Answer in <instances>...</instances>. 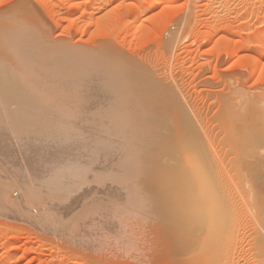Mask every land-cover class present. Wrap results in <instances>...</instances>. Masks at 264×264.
Returning <instances> with one entry per match:
<instances>
[{"label":"bare ground","instance_id":"6f19581e","mask_svg":"<svg viewBox=\"0 0 264 264\" xmlns=\"http://www.w3.org/2000/svg\"><path fill=\"white\" fill-rule=\"evenodd\" d=\"M43 18L44 17L38 11L32 13L29 10V8L21 7V6L18 7L15 4H12V6L7 8L5 11L0 12V204L9 203L8 205L19 207L20 209H24L28 205H31L33 203H34L33 206L37 204L36 209L37 206H39V204L40 206H43L42 204L45 203L46 205L49 204L47 205L48 209L46 206H43L45 207V209L39 206L41 209L40 210L38 209L37 211L35 210L36 213H33L34 211H29L28 213L35 218V221H38L41 224L44 223L46 226L48 225V228L50 226H53L54 228L51 227V231L52 229L54 230L56 228L58 231H60V233L62 232L63 228L65 229V225L67 226L66 223L68 221L71 220L73 224H75V221H77V218L80 215H83V218H85L86 216L88 217V215L91 214H86V213L87 212L89 213L90 211L92 212L93 209H94L93 213L95 210L97 212L98 209H101L98 210L100 211L98 212V214L97 213L93 214V215H100L99 216L100 218H98L100 222L98 221L96 223L97 227L102 225V222L104 218H106L107 214H108L107 218L110 217L109 214H112L111 211L109 213L108 210H112V212H114L116 211V209H118L119 211L121 210L120 211L121 214L124 213L129 217L131 216L132 218H136L138 222H141L142 224L146 225L144 226V230L145 227L146 228L149 227L150 230L151 228L155 230V232L157 233L156 238L158 240V243L156 244H159L158 245L159 249L157 250L158 253L161 252V254L159 255L160 256L162 255L163 260H165L164 257L166 254L169 256L167 259L172 262L174 261L173 262L174 264L175 263L176 264L178 263L179 264H211L212 261L215 260L217 257H219L220 259V255L218 252L219 250L225 249L223 247L224 246L223 244L226 242L223 240V242L220 243V239H222L224 236V233L221 230L222 229L224 230L227 226L229 227V224L231 223V222L230 223L227 222L228 225L225 226L224 225L225 223L223 222L225 220L223 219L228 218L229 212L233 210L232 208L233 203L230 204L232 206L231 207L232 209L231 208L230 210L227 209L230 207L229 203L233 201H231L230 198L225 201L227 197L223 200L221 199V196H219L222 194V193L220 194V192L223 191L220 187L224 185L223 183L225 181L229 182L231 179L222 182V186L220 185L219 187L221 190L215 186L216 183H218L216 179L218 178V176L221 178L223 173L224 174L227 173L226 175L228 177V172L232 170L230 172L237 171L236 174L238 173L239 175V176L237 175L236 177V174L232 173L235 179H238V177L240 178L243 177L242 180L246 181L250 175H253L255 180H258V182L259 179L260 182L263 180L262 177H264V131H262L261 133L260 131L261 129L263 130L264 128V116H263L264 114L262 115V113H264L263 110L264 107L262 108L257 107V108H261L259 109L262 111L261 112V111H257L258 109L255 108V106L259 103L260 105L261 104L263 105L264 90L258 91L256 93L257 98H254L255 93H250L249 90L247 92V89H245L247 94L250 93L251 95L254 96L251 98H253L252 100H255L257 103L255 105V101L252 102L253 106L250 104L249 105L250 108H248L249 106L248 107L246 106L249 110L253 111V115H254V108L257 109L256 117L254 116L249 117L244 115L246 117L242 116V118L235 121L232 118L236 117L237 114L235 112L237 111L234 110L235 112L233 111L234 113H232L234 115L236 114L235 116L229 115L231 114V109H232L230 104H232L233 106L232 102L235 101H232L233 99H231L230 101L228 96L227 98L224 96L221 98V100L219 99L220 105L223 104L222 106L223 108L224 106L227 107L226 104L228 102L224 103L222 100L224 101L229 100L230 102L228 104L230 110L228 111H226L228 107L224 108L225 109L224 110L220 105H218V107L220 106L221 108L220 109L217 108V110L222 109V111L223 110L226 111L229 116H227V113L225 115L224 114L225 112H223V115L225 116L219 115L222 114V112L220 113L215 112L214 114L215 116L217 115L216 113H218L217 116H219V119L222 117L220 119L221 122L222 120L223 121L225 120L224 121L225 123L224 122L221 123L220 121H218L219 119H217L216 117L214 118V120H217V122H219L217 123V125L218 124L220 125V126L218 125L219 129L221 131L223 130V132L225 129H226L225 131H227L228 126H232L234 124L232 122L231 124L229 123L231 119L232 121L236 122V124H234L233 127L236 129V126H238L237 127L238 130L234 129L235 132L233 130V127H229L228 130L229 134L224 133V136L226 135V138L229 135H231L230 137L227 138V141L226 139H224L227 145L228 143L230 145V146L228 145L229 146L228 149L226 148L224 152L225 154L228 152V154H226L228 156L231 155L230 153L235 155H233L232 157L233 163H231L232 164L231 168L232 167L233 168L231 169L229 166L230 170L227 169L228 172L225 169L227 166H225L223 163L225 162V160L222 161L220 159L223 156L221 155L222 157L220 156V158H218L222 162L221 164L220 161L218 160V162L222 166L220 169H222L224 166L225 168L223 169H225L224 171H226V173L223 172L221 175L217 173L219 171V165L218 168L217 166L212 167L211 164L209 165V163H211L214 160V159L212 160L211 157L212 161L210 160L211 162H209L210 159L209 155L212 154L210 152V149L212 148L210 149L208 148L211 145V144L208 145V137H209L208 132L211 126H209L210 128L206 126L208 130L205 129L206 127L205 128L203 127V125L205 124L203 123L204 121L202 122L203 124L197 123L198 124L197 125L196 122L197 119H199V117L196 119L194 116L195 119H193V117L191 118L190 116L191 114H193L194 110L191 111L192 113L190 115H188L189 110L187 111L184 109L185 107L186 109L192 110L191 109L192 107L187 108L186 107L187 104H184L181 98H174L175 96L174 97L171 96V94L173 95V93L168 92L170 91V88H172V91L174 89V92L176 91V94L178 95L177 91L179 89L177 87V89L175 90L174 87V84L176 85L177 83L176 82L177 77L175 75H174L175 77L172 76V79L174 78L175 80L174 83L171 82L173 80H171L169 76H168L169 79L167 78L166 81L164 79L166 78L165 75L160 76L161 71H158V69H154L153 65L152 67L149 66L150 64V63L148 64V62L150 61L149 59H147L148 60L147 61L145 58L146 61H144V63L138 61L141 63V65L143 64L144 66L146 65V67H144L145 69H143V67L139 65L140 63L139 64L137 63L138 65L135 63L136 64L135 65L134 62L132 61L133 59L131 60L128 57H125V55L126 56L129 55L124 54L123 52L121 54L119 53L120 55H117L116 59L112 56L113 57L112 59L113 60L115 59L114 60L115 62L114 63L109 62L110 63L109 65L107 64H108V60H110L111 57L107 58L104 52H103L104 53L103 56L101 53H98L99 55L101 54L99 58L94 54L91 57L92 58L91 59L90 56L88 55L89 53H86L87 50L86 52L84 51L88 47L84 48V50L82 49L79 50V48L76 46L77 44L74 45L73 43L74 45L73 47L75 46L76 47L75 49H72L73 48L71 47L72 43H68L71 44L70 46L68 44L67 46H65V44L69 42L67 39H66L67 42H65L64 44L61 43L62 42L61 40L57 41L58 39L57 40L53 39L51 34L52 30L50 31L51 22L48 24L47 20ZM213 31L216 32L215 29H213ZM175 38L176 36L175 37L172 36L170 38V41H168V43L165 46L167 47V49L165 50L168 51V48L169 50L171 49L167 45L172 46L173 45L172 43L176 42L177 38L176 39ZM173 40L175 41L172 42ZM68 46L71 48H69ZM79 46L80 48H82L81 45ZM97 49L93 48L94 51H96ZM99 51H101V49H99ZM101 57H103V59L107 61V64H105L106 62L105 60L102 61L103 59ZM97 58L98 60L101 59L102 62L101 61L98 62ZM88 59L90 61H88ZM121 60H123V62ZM96 61L99 64L100 63L102 64L104 62L103 65L100 64L101 67H103L101 68V70L99 68L100 65L98 66ZM145 62L147 64H145ZM147 65L149 66V69ZM150 68H153L154 70L153 69L151 70ZM148 70L154 72L156 71L155 73H157L158 71L159 74L157 75L158 77L160 76L159 79L161 78L162 80L164 79L165 81L163 82L161 79L159 80L154 72H152V74L154 73L155 75L152 76L151 73L146 72ZM98 71L99 72L101 71L100 74ZM147 73L151 75L148 76ZM154 77L157 78L155 79ZM168 80H170L171 84L173 83L172 84L173 87L171 86L169 88V86L171 85L170 83L169 86H167L168 85L167 83L166 86L162 87L161 83L164 84L165 82H169ZM181 87L182 86H180V88ZM235 87L236 88L233 89L236 92L237 88L241 86L239 87L235 86ZM166 88H168L169 90H167ZM182 90L183 88L181 89L180 94L183 93ZM239 92H241V90ZM239 92L238 95L240 96H238V98L239 97L241 98L242 93L239 94ZM242 92L244 93V91ZM74 93L75 94L78 93L84 96L81 98V100L82 101L84 100L83 102H85L84 105H82L83 104L82 102H78V104L80 105V103H82L79 107H82L84 109L88 107L84 110L83 115L85 116L87 115V117H91V118L88 119L84 117L81 113L83 112L81 111L83 109L78 110L80 109L78 106H77L78 109L74 108L77 105L76 101H75L76 105H73L74 99L71 102L68 101H67L68 103L66 102V99L64 97L70 95L71 98V94H72L73 95L72 98H74ZM232 93L234 94L233 96L232 94L231 95L229 94L232 98L234 96L237 97V92L236 95L234 92ZM243 96L247 98L248 95L247 96L243 95ZM186 97H188L187 94ZM55 98L58 99V101L55 100ZM63 98L65 100H63ZM70 98L67 97L69 101ZM243 98L244 97H242L241 99H237L238 101L236 100V98L234 100H236V102L238 103L241 100V104H242V102L248 100V99L244 100ZM182 99L184 98L182 97ZM186 99L187 98H185V100ZM188 99L187 101H189ZM236 102L235 105L237 104ZM70 103L72 106L70 105ZM185 103L188 102L185 101ZM245 103H247V101ZM245 103L243 104L246 105ZM241 104L240 106L237 104L238 106L236 107L237 109L238 108L243 109V111H241L242 114L243 113L246 114L245 113L246 111L250 112L246 107L245 110L243 104L241 107ZM65 105L71 106L70 109L69 108L67 109ZM191 105L192 104H190L189 106ZM63 106H65V108ZM100 107L102 108L106 107V108L98 109ZM74 109H75L74 111L75 115L77 111H80V114L83 116L79 118L78 115L80 116V114H78L79 112L77 113V120H80V124H78V122H75L76 119L75 116L73 115H72L73 117L70 116V119L72 120L71 123H66L65 120L60 122L63 119L59 112H62L64 110L66 111L68 110L67 112H70V110H74ZM90 109L91 112H93L92 116H90L92 114L90 112ZM66 111H64L65 115L68 116L69 114H66ZM257 113H259L261 116H259V114L257 116ZM212 114H210L211 117L213 116ZM193 115H195V113ZM226 116H227L226 119H228V117L230 118L228 119L229 121L228 120L226 121V119H224ZM70 119L67 121L69 122ZM83 119L85 120L87 119L86 120L87 122L84 121ZM81 120L83 123L86 122V124L85 123L82 124ZM101 120L103 122H101ZM194 120H196V122ZM93 121H97L96 123L94 122L95 125H92L94 124ZM210 123L206 125H210ZM220 123L222 124V126L226 124V126H223L225 128H222ZM228 123L230 125H228ZM213 125L214 122L212 124V127ZM255 125H258L257 128ZM254 126L255 129H257V131L259 130L258 131L259 133L253 130ZM218 127H213V129L216 128L218 130ZM251 127L252 130L251 132H249V129ZM213 129L211 128V130ZM216 129L215 131L217 132ZM220 130L218 132L222 133ZM232 132L233 135L231 134ZM235 133L239 134L240 138H237L239 137V135L237 136V134L235 135ZM224 136L222 133L223 138H225ZM222 137L220 139V142H218V144L224 142V140H222L223 139ZM236 138L240 140L236 142L237 141ZM231 139L235 142H233ZM230 141H232L233 143ZM226 143L221 144V146L223 147V145H225ZM218 146L221 147L220 145ZM225 147L227 146L225 145ZM215 149H217L216 145H215ZM215 149L212 151L214 156L217 155L216 154L217 151L218 153L220 152L222 153L221 148H220V152L219 150H217L216 153H215ZM227 150H229L230 152ZM208 152H210L211 154L208 155ZM234 159L238 161L237 164L235 165H233L235 161ZM228 161L229 163L227 164H230L231 159H228ZM215 163H216V159H215ZM23 164H24L23 166L24 170L23 168L20 170L21 165ZM18 165L20 166V168ZM240 174L242 175V177ZM248 174L249 176H247ZM222 177L224 178L225 176L223 175ZM251 177L252 176H250L249 178L250 184L252 183L251 189L253 187L255 189L254 186L255 182L254 183L251 182ZM220 178H218V180ZM223 178H221V181ZM245 178L247 179L245 180ZM239 180L240 179H238V181ZM233 182L235 183V181ZM247 182L248 180L246 181V184L245 183L244 184L248 185ZM262 182L263 183L261 184L263 186L264 181ZM230 183H227V185ZM236 183L234 186H236ZM238 183L237 185L242 184L241 182L240 184ZM234 186H231V188ZM224 187H223L224 190H226V186ZM260 187L258 189L259 192L258 197L260 195L259 199L260 198L262 199L264 197L262 196V194H260L261 193L260 190L262 191V193L264 192L263 189ZM216 188H218L220 192ZM240 188H238L239 190L238 189L236 190L240 191ZM243 188L244 187H242V191H243L242 194L251 195L248 192V190L250 189H247L246 192L245 191L246 188L245 189ZM13 189H17L15 191L19 190V192H21V196L20 199H18L17 201L10 202L6 199V197L8 196V195L6 196V193ZM214 189H216L217 191L216 190L214 191ZM256 189L254 190L255 193H257ZM210 190L213 191V193L210 192ZM72 191H74V193L76 192V195H73ZM232 191L231 194H233L234 196V193L237 192L234 190L235 192L232 193ZM208 192H210L212 196L213 195L217 196L218 194L216 193L219 192V195L217 197L218 198L220 197L219 198L220 202L222 200L221 203L219 202L221 204L220 207L218 205L219 203L216 202L217 200L219 201V199L218 198L215 199L216 198L215 196H213V199H211L212 196L208 195ZM240 193H238V195L244 198V195L241 196ZM225 194H222V197ZM238 195L234 197H236L237 199L239 197ZM245 197H247V195ZM8 198L11 199L12 197L10 198L8 196ZM208 199L210 200L215 199L216 201L214 200L212 202L209 200L210 201L209 202ZM248 200L250 204H247ZM253 200L251 202L249 197V199L246 200V203L245 200L244 202L243 201L242 202L245 203L246 204L245 207L248 208L247 205L252 207L253 204L251 205V203H253ZM260 200L257 201L259 202ZM228 201L231 202L227 203ZM240 201L238 202L240 203ZM262 201L264 202V199H262L259 202V204ZM208 202L210 203L209 206H208ZM214 202L216 203V205H214ZM55 203H57L58 206L63 205L65 208L62 206L61 208L64 211L68 209V212L65 211L66 213H68L67 218L64 217V219H62L63 217L62 218L60 217L64 212L62 211L63 213L59 215L56 209L58 206ZM223 203L224 205H226L225 209H227L228 213L226 210L225 211L223 210L224 209L223 207H225L222 206ZM239 203L238 206L240 205ZM66 204L71 206L70 208L71 210L72 208L75 209L78 208L77 206H79L80 209L79 208L77 209L79 212H76V210L75 212H73V210L72 211L70 210L69 212L68 207L70 206ZM236 204H237L236 202L235 204H233L234 207ZM255 204H257V202ZM263 204L264 203H262V206ZM113 205H115L116 209L112 207ZM49 206L51 207L49 208ZM262 206L260 207L262 208V210H264L263 208L264 206L263 207ZM210 207H213V210ZM215 207L217 208L222 207L221 208L222 210L218 209V211L220 210L221 211V212L219 211L220 213H222L223 211V216H225L224 218L222 214L220 216L221 219L217 217L219 212L218 213H216L217 211L215 212V210H217V208L215 209ZM239 207L238 209H242ZM105 208H107V210H105ZM235 209L236 208H234V210ZM118 210L117 212H119ZM237 210L236 213L239 212V210L238 211ZM242 210L245 213L246 209L245 210L242 209ZM253 210H254V214L252 212ZM252 211L250 209L249 212L246 211L245 214L248 215L246 217L249 218L252 217L253 218L252 220H255V222L253 221L254 222L253 223L251 219L250 221L253 224H255V226L258 224L259 227H261L262 226V225L260 226L261 219H260V223H257L256 221L257 219L253 217L254 215H256L255 214L256 211L255 209H252ZM212 212L215 213V217L217 219L219 218L217 221L219 220H220L219 222L222 221L223 223L222 225L224 227H222V225L220 226L219 225L220 223L217 224V221H216V226L218 225L219 227L218 226L215 227L214 221H210L214 223L209 222V220H214ZM225 212L228 214V216L226 215ZM233 212L234 211H232L231 213ZM250 212L252 213L251 214L252 216L248 214ZM231 213L230 215L234 214ZM78 214L80 215L78 216ZM261 214L263 215V212ZM93 215L91 217H95ZM233 216L236 217L237 219V215L236 216L233 215ZM233 216L232 219L234 220L235 218H233ZM238 218L239 220L241 219L240 217ZM249 218H247V220ZM232 219L230 218L229 220L231 221ZM233 220H232V224H233ZM262 220L264 219L262 218ZM208 222L209 224H212V226L209 225L210 227H212L210 229H212L213 231L217 229L216 233L219 232L223 233V234L221 233V235H223L222 238H220V236L217 234L216 236L215 235L213 236L215 237L218 236L217 238H220L219 240H216L215 237L210 239V236L212 234H215V232H213L212 230L210 232V229L208 228ZM236 223L237 222H235V224ZM239 223L240 222H238V225ZM236 227L237 226H233L234 229ZM111 228H113V226ZM132 228L134 227H131V230ZM68 229L70 228H67L66 230ZM232 229L228 231L233 232L234 229L233 230ZM257 229L259 228L257 227L253 229L255 230L256 233L252 231V233L250 234L252 235H254L253 233L257 234L258 233ZM236 230L237 228L234 231ZM263 230L264 229H262L261 231ZM261 231L259 230V232ZM143 233L145 232L143 231ZM261 233L264 234V232ZM209 234L210 236H208ZM225 234H227V229L225 230ZM263 234L262 237H264ZM152 235L150 237L153 238ZM232 235L235 236V234ZM226 236L228 237V235H225L224 237ZM260 236L257 235L256 238L254 237V239H256L255 241L257 240L259 241ZM251 239H253V237ZM227 240L230 241V239ZM260 240H262V238ZM235 241H237V238ZM233 242L231 243L229 242L228 244H232ZM260 242H262V246H263L262 249H264L263 240L259 241L258 243ZM253 244L255 245V242ZM77 246L79 247V245ZM262 246H260L259 244L258 247H262ZM110 248L108 250H110ZM156 248L157 247H155V249ZM161 248L163 250L159 251ZM230 248L233 249L235 247H233L232 245V247L230 246ZM227 249L228 247L226 245V250ZM157 250L155 251V253L157 252ZM229 250L232 251L231 249ZM125 253L127 254V251ZM222 253H223L222 255L225 254V252L223 251ZM230 254L231 252L227 255V257L226 256L225 257L229 259L228 256ZM159 255L157 254V256ZM231 255H230V259H231ZM262 256H264V254L261 255V258H263ZM149 257H151V255ZM153 257L154 256H152V259ZM224 258H222V262L223 260H225ZM155 259L159 260L160 257ZM160 260L161 262L163 261L162 259ZM143 262L144 261H142V263ZM227 263L229 262L227 261L225 264Z\"/></svg>","mask_w":264,"mask_h":264},{"label":"rangeland","instance_id":"374dc122","mask_svg":"<svg viewBox=\"0 0 264 264\" xmlns=\"http://www.w3.org/2000/svg\"><path fill=\"white\" fill-rule=\"evenodd\" d=\"M12 4H15L18 7L21 6V7L29 8V10L32 13H35L36 11H38L44 17L43 19L47 20L48 24L51 22L50 23L51 24L50 31L52 30L51 34H52L53 39H56V40L58 39L57 41L61 40L62 41L61 43H63V44L65 42H67V40H68L69 42H67L65 44V46H67L68 43H72V45L68 44L69 46L71 45V47H73L74 45L77 44L76 46L79 48V50H81V49L84 50V48L88 47L84 51L86 52V50H87L86 53H89L88 55L90 56V58L94 54H95V56H98V58H99L101 54L103 56L105 53V56L107 58L111 57L110 60H108V64H107V61L105 59H103V57H101V58L103 59L102 61H104V60L106 61L105 64L109 65L110 63H114L115 62L114 60L117 58V55H120L123 52L124 54H128L131 58L129 56H126V55H125V57H128L131 60L133 59L132 61L134 62V64L135 63L139 64L140 62L144 63V61L149 59L151 61V62L150 61L148 62V64L150 63L149 66L152 67V65H153L154 69H158V71H161V73H163V74L160 73V76L165 75L166 76V78H164L165 80L169 76V78L171 80H173L171 82L174 83L175 80H174V78L172 79V76L173 77L176 76L177 77L176 78L177 83H176V85L174 84V87H175V90L178 87V89H179L177 91L178 95L176 94V91L174 92V89L172 91V88H170L171 86L173 87V85H172L173 83L171 84L170 80H168L169 82H165L166 84L161 83L162 87L166 86L167 83H168L167 86H169L171 84L169 86L170 91H168V92L173 93V95L171 94V96H173V97L175 96L174 98H181L182 102H184V104H187L186 105L187 108L192 107L191 108L192 110L186 109L185 107H184V109L187 111L189 110L188 115H190L192 113L191 111L194 110L193 114L195 113V115L191 114L190 115L191 118L193 117V119H195V118L197 119L199 117V119H202V120L197 119V122H196V120H194V121L196 122V124L197 123L200 124L204 121L203 122V123H205L203 125L204 128L206 126L207 127L211 126L212 129H213V127H218L219 124L217 125V123H219V122H217V120H214V118L216 117L217 119H219V116H217L218 113H216L217 115L214 116L215 112H219V113L222 112V114H219L220 116H222L223 112H225L224 114L226 115V113H227L226 111L230 110V107L228 105L230 103L229 100L228 101L222 100L224 103L228 102L226 104V106L228 107V109H226V111H224L225 110L224 108H227V107L224 106V108H223L222 107L223 104L220 105L219 99L221 100L222 97L225 96L227 98V96H228L230 101H231V99H233L232 101H235V102L237 99H241L242 97H244L243 98L244 100L248 99V100H245L244 102H242V104H243L247 101V103H245L246 105L243 104L244 105L243 107L245 108L246 106L248 107L250 104L252 105L253 104L252 102L255 101V100H252L253 98H251V97L255 96L254 98H257L256 93L258 91L264 90V0H0V12L5 11L7 8L12 6ZM152 4H154V5H152ZM87 22H88V24H87ZM180 25H181V27H180ZM184 25H185V27H184ZM213 29H215L216 32H214ZM171 35L173 37L176 36L177 39L175 38L176 42L172 43L173 44L172 46L167 45L168 47L171 48L170 50L168 48V51H167V50H165V49H167V47H165V46L168 43V41H170V38L172 37ZM174 41L175 40H173L172 42H174ZM73 43H74V45H73ZM79 45H81L82 48H80ZM94 45L97 47H95ZM101 45H103V46H101ZM71 47H69V48H71ZM75 47H73L72 49H75ZM65 48H67V47H65ZM93 48H96V49L98 48V49L96 51H94L95 49L93 50ZM99 49H101L102 52L99 51ZM116 52H118V53H116ZM91 53H93V54H91ZM98 53H101V54L99 55ZM112 56L115 58L114 60L112 59L113 58ZM132 56L135 57L136 59L133 58ZM98 58H97V60H98ZM145 58H146V60H145ZM123 60H121V61L123 62ZM135 60H136V62H135ZM141 60H143V61H141ZM88 61H90V60L88 59ZM100 61H101V59L98 60V62H100ZM138 61H140V62H138ZM98 62H97V64L99 66L101 63L99 64ZM259 63H260V66H259ZM103 64H104V62L101 65H103ZM145 64H147V63L145 62ZM101 65L99 67L100 70H101V68H103V67H101ZM139 65H141V63ZM141 66L143 67V69H145L144 67H146V65L144 66V64ZM149 66L147 65L148 69H149ZM155 66H157V67H155ZM153 68H150V69L152 70ZM257 68L260 71H258ZM151 70H148L146 72H149L152 74V72H154V71H151ZM158 71H157V73H155L156 71L154 72L157 77H158L157 74H159ZM100 72H99V74H100ZM154 73L152 74V76L155 75ZM151 74H148V76ZM157 77H154V78L156 79ZM159 77H158V79H159ZM164 79L163 80L161 79V80L164 82L165 81ZM234 83H235V85H234ZM240 84H242V85H240ZM179 85L182 87L180 88ZM235 86H237V87L241 86V87L237 88V90H239V91L241 90V92L236 90L237 97L234 96L232 98L230 96L231 94H232V96L234 95L232 92H234L236 95V92L234 91V89L236 88ZM182 88L184 91L182 90L183 93L180 94ZM164 89H165V87H164ZM166 89L169 90L168 88H166ZM245 89H247V92L249 90L250 93H255V95L253 96L250 93L247 94ZM242 91H244V93ZM238 92H239V94L242 93L241 98L240 97L238 98V96H240V95H238ZM186 94L188 97H186ZM188 94H190V95H188ZM179 95H180V97H179ZM243 95H246V96L248 95V96H247V98H245V96H243ZM169 96H168V98H169ZM67 97L70 98V95H67ZM67 97H64L66 99V102L67 101L71 102L73 99H74L73 105H76V102H77V105L75 107L73 106L75 109H78L77 106L79 107L82 103H83L82 105H84V103H85V102H83L84 100L83 101L81 100V98L84 97L81 94H78V93L75 94L74 93V98H72L73 95L71 94L70 101H69V99H67ZM182 97L184 99H182ZM64 98H63V100H65ZM185 98H187V99L190 98V99H188L190 102L187 101V99L185 100ZM235 98H236V100H234ZM55 100L58 101V99H56V98H55ZM173 100H176V99H173ZM185 101L188 102L189 104L185 103ZM78 102H82V103H80V105H79ZM235 102H232L233 106H232V104H230V106L232 107L233 110L231 109V114H229V115H233V116H235L237 114L236 117L232 116L233 117L232 119L235 121L239 120L244 115L249 116V117L250 116L256 117V110L258 109L257 111H261L259 109L264 107V103H263V105L262 104L260 105V103L257 104L255 101V105L257 104L255 106V108H257V107H261V108H257V109L254 108V115H253V111L248 109V108H250V106H249L248 108L247 107L246 108L250 112L246 111L245 112L246 114H244V113L242 114L241 111H243V109L242 108L237 109V107H236L238 105L240 106L241 100L239 101L240 104L238 102H236L238 105L237 104L235 105ZM67 103H65V104H67ZM190 104H192V105L189 106ZM242 104H241V107H242ZM70 105H71V103H70ZM195 105H196V107H195ZM218 105H220L224 110L223 111H222V109L219 110L221 107L220 106L218 107ZM65 106H63V107L65 108ZM71 106H66V108L70 109ZM93 106H95V105H93ZM91 107H92V105H91ZM96 107H99V106H96ZM79 108L80 109H78V110L83 109V110H81V111H83V112H81L83 115L84 110L88 107H86L85 109L82 107H79ZM101 108L102 107H100L98 109H101ZM103 108H106V107H103ZM217 108H219V109L217 110ZM246 108H245V110H246ZM75 109L70 110V112L72 111L74 113ZM91 109H93V108H91ZM91 109H90V112H91ZM234 110L240 114H238ZM263 110H264V108H263ZM64 111H66V110H64ZM64 111L59 112L62 119H63L60 122L65 120L66 123H71L72 120L70 119V116L71 117L75 116V119H76L75 122H78V124H80V120H77V113L79 112L78 114H80V111H77L76 115H75V113L73 114L72 112L71 113L67 112L68 111L67 110L66 114H69L68 116L65 115ZM233 111L236 113L235 115L232 114V113H234ZM251 111H252V113H251ZM87 112H88V109H87ZM90 112H89V115H90ZM91 113L92 114L90 116L93 115V112H91ZM249 113H251L252 115ZM259 113H257V116ZM210 114H212L214 116V117L212 116L213 119H212ZM260 114H259V116H261ZM263 114L264 113H262V115ZM82 115L80 114V116L78 115V117L80 118V117L84 116L88 119L91 118V117H87V115L86 116L85 115L82 116ZM202 115H204V116H202ZM209 115L211 118L209 117ZM225 115H223V116H225ZM229 115L227 113V116H229ZM194 116H195V118H194ZM227 116L224 119H226ZM246 116H244V117H246ZM65 118H67V119H65ZM236 118H238V119H236ZM69 119H70V121L68 122L67 120H69ZM209 119L211 121L214 120L213 121L214 122L213 127H212L213 122H211ZM220 119L218 121L221 122ZM228 119H230V118L228 117ZM228 119H226V121ZM232 119L229 123L231 124V122H232V123L236 124V122L232 121ZM83 120L86 121L87 119L86 120L83 119ZM90 121H92V120H90ZM97 121H93V123L94 122L96 123ZM208 121H209V123L211 122L210 125H206V124H209ZM224 121L222 120L221 123H223ZM81 122H82V120H81ZM86 122H84V123L86 124ZM101 122H103V121L101 120ZM84 123L82 122V124H84ZM89 123H88V125H89ZM95 123L92 125H95ZM107 123H109V122H107ZM229 123H228V125H230ZM233 125L228 126V128L226 127L227 131L229 130V127H233ZM221 126H222V124H221ZM223 126H226V124ZM223 126H222V128H225ZM255 126L257 128L258 125H255ZM255 126H254L253 130L258 132L259 130L257 131V129H255ZM207 127L205 129H207ZM237 127L238 126H236V129L233 127V130L234 129L238 130ZM252 127L250 129L248 128L249 132H251ZM211 128L209 129V132H208V135H209L208 145L211 144L214 147H212L210 145L208 148L209 149L210 148L215 149V145H216L217 149H215V153L217 150H219V152H220V148H221L223 154L221 152H220L221 153L220 154L217 151V153H216L217 155L214 153L216 155V156H214L213 152H212L214 149L213 150L210 149V152L212 154L210 152H208V155L211 154V155H209L210 157L208 156L210 158L209 162H211L214 159L213 161L215 163V159H216V163H218V164H216V163L214 164L212 161L211 163H209V165L211 164L212 167L217 166V168L219 165V171L220 172L218 171L217 173L222 175L223 172L226 173V171H224L225 169L230 170L231 165H232L231 163H233L232 157H233V155H235V154L230 153L232 156L231 155L228 156V155H226V154H228V152L226 154L224 152L226 150V148L228 149V147L230 146L229 143H228L229 146L227 145V143L225 142L224 139H226V141H227V138L230 137L231 135H229L226 138V135L224 136V133L229 134V131L227 133V131H225L226 129L223 132V130L221 131L219 129V127H218V130L215 128L217 130V132L220 130L223 133V136L225 137V138H223L222 133H220V132L217 133L215 131V129L211 130ZM231 130H232V128H231ZM235 130H234V132H235ZM262 131H264V128H263V130L261 129L260 133ZM215 132H216L217 136L215 135ZM211 133L213 136L211 135ZM237 133H235V135ZM231 134L233 135V132ZM218 135H219V137H218ZM238 135L239 134H237V136ZM220 136L223 138L222 140H224V142L222 141L223 143H221V144L226 143L225 145L227 147H225V145H223V147H222L220 143L218 144V142H220V139H221ZM210 137H212L213 139ZM252 137H253V135H252ZM232 138H234V137H232ZM237 138H240V135ZM214 139H215V142H214ZM238 140H240V139H237L236 142H238ZM232 141H230V142H232ZM233 142H235V141H233ZM218 145H220L221 147H219ZM227 151H229V150H227ZM221 155L225 158H223ZM261 155H263V154H261ZM220 156L223 159L220 158ZM211 157H212V160H211ZM214 157H216V158H214ZM218 158H220L222 161L225 160V162H223L224 165L227 166L226 168L223 166V168H225V169H223V168L220 169L222 167L221 166L222 162ZM228 159H231L230 164H227V163H229ZM218 160L220 161L221 164L218 162ZM234 160L236 162L234 161L233 165L237 164V162H238L236 159H234ZM23 166H24V164L21 165V168L19 166L20 170L23 168ZM229 166H230V168H229ZM23 170H24V168H23ZM230 171H232V170H230ZM230 171L228 172V170H227L228 177H230V178L227 177V175H226L227 173L226 174L223 173V175L226 178L225 177L223 178L222 177L223 175L222 176L220 175L221 178H223L221 181V178L218 176V178H220L219 179L220 181L218 180V178L216 180L219 183V185H218V183H216L215 186L219 188L220 185L222 186V182H224L225 180L231 179L229 182L225 181L223 183L224 185L222 187H220L224 191V193H223V191L220 192V190H221L220 188H219L220 190L218 188H216V189H218L220 194L221 193L225 194V192H226V194H225L226 196L223 195V197H222V194L219 195V192L216 194L221 196V199H223V200L227 197L225 199V201L228 200L229 198L231 201H233V202H231V201L227 202V203L231 202V203H229L230 207L227 209L230 210V208L233 206L232 207L233 210H231V212L234 211L233 212L234 214L229 212L230 217L228 216V214H227L228 211H227V209H225L227 204L223 201L226 204V205H224V203H223L222 206H225V207H223L224 208L223 210L227 211V213L226 212L225 213L228 216V218L225 219L224 218L225 216H223V211H222V213H220L221 212L220 210H222L221 209L222 207L219 208L222 200L220 202V199H219L220 197L218 198L217 197L218 195L217 196L213 195L216 197L215 199H217V198L219 199V201L218 200L216 201L215 199L214 200L218 203L220 202L219 204L217 203L219 205V207L218 208L215 207V209L217 208V210H215V212L217 211L216 213H218L220 211L219 212L220 214L218 213L217 217L220 218V216L222 214V216L224 218L223 220L226 221L228 219L226 222L223 221L225 223L224 224L225 226L231 222L230 223L231 225L229 224V227L227 226L224 230L223 229L221 230L224 233V236L228 235V237L227 236L226 237H227V239H230V241L227 240L226 237L221 235L222 232L216 233L217 229L215 231L210 229V228H212V227H210V226H212V224H209V222L214 221L215 223L214 222H210V223H214L215 227H217L218 225L216 226V221L219 219V218L217 219L215 217V213L212 212L214 220H209L208 228L210 229V232L212 230L213 232H215V234H212L211 235L212 237L210 236V234L208 236H210V239H212L213 237H215L218 234L220 236V238H222V236H223V238L220 239V238H217L218 237L217 236V237H215L216 240L220 239V243L223 242V240L226 242L224 244L222 243L224 245L223 247L225 248V249L224 248H222V249H224L225 251L219 250V252H218L220 255V259H219V257H217L215 260L212 261L211 264H213V263L225 264L227 261L229 262L227 264H264V262H263L264 256H262L263 258H261V255L264 254V251H262L264 249H262L263 248L262 242L258 243L259 241H262V240L264 243V239H263L264 237H262L263 233H261V232H264V230L261 231L262 229H264V220H262V218L264 219V210H262V208L260 207V206H262V203H264V202L262 201L259 204V202L264 198H262V199L260 198L261 199L260 200L259 199L260 195L258 197V193H259L258 189L260 186H262L261 183H263L262 181H264V177H262L263 180L261 182L259 179V182H260V184H259L258 180H255L254 176L250 175V176H252L251 182H253V183L255 182V184L257 185L256 186L254 184L255 189L257 187V189H256L257 193H255L254 187L251 189L252 183L250 184L249 174L247 175V176H249V178L248 179L245 178V180L246 179L248 180V182H247V184L249 185V187H248V185H245L247 180L246 181L242 180L243 177L241 174L240 175L242 178L238 177V179H240L241 181L240 180L238 181V179H235L233 177L234 176L233 174L234 173L236 174L237 171H233V172H230ZM237 175H238V173L236 174V177H237ZM232 177L234 180L232 179ZM231 181L232 182L235 181V183L239 182L238 184H240V182H241L242 184L237 185V183H236V186H234L235 183L234 182L232 183ZM220 182H221V184H220ZM230 182L232 183V185ZM257 182H258V184H257ZM225 183H226V185H225ZM227 183H230V184L227 185ZM230 185L234 186V187H232L233 189L231 188ZM241 185H242V187H244L243 189L246 188V190H245L246 192H247V189L251 190V193H250V190H248L249 194H251V195H248L244 192L248 198L245 197L246 195L242 194L243 191H242ZM224 186H226V190H224V188H225ZM228 186H229V188H228ZM237 186H238V188L241 187L240 191L236 190V189H238ZM263 186L260 188H262L263 192H264ZM216 189H214V191ZM230 189H232L233 191ZM15 190H17V189H13V190L8 191L6 193V196L8 195L10 198L12 197L11 199H9L7 196L6 199L8 201L11 202V201H17L18 199H20L21 192H19V190L18 191H15ZM229 190H230V192H229ZM234 190L237 193H234L235 192ZM231 191H232V193H234V196H237L238 193L241 192L240 194H241V196L244 195V198L240 197V195H238L240 197L241 201L239 200V197L236 199V197H234L233 194H231ZM17 192H19V193H17ZM72 192H73V195H76V192L75 193H74V191H72ZM210 192L213 193V191H211V190H210ZM210 192H208V195L212 196ZM260 192H261L260 194H262V196L264 197V193H262L261 190H260ZM89 194H90V192H89ZM213 196L211 199H213ZM14 197H16V198H14ZM249 197H250L251 202L253 199L254 200H253V203H251V205L253 204L252 207L247 205L248 206V208H247V207H245L246 206L245 203H246V200L249 199ZM256 199L260 200V201L258 202ZM209 200L210 199H208V201ZM214 200H210V201L213 202ZM244 200H245V203H243ZM238 201H240V203ZM209 202H208V206L210 205ZM235 202L237 204L234 207L233 204H235ZM256 202H257V204H255ZM238 203L240 204L239 205L240 207L238 206ZM8 204L9 203H7V204L1 203L0 204V264H148V263L149 264H174L173 263L174 261L172 262V261L167 259L169 256L166 253H164V254H166L164 257L165 260H163L162 255L161 256L159 255V254H161V252L158 253V250H157V249H159L158 248L159 244H156V243H158V240L156 238L157 233L155 232V230L153 228H151V230H150L149 227H147L148 229L145 227V230H144V226H146V225L142 224L141 222H138V220L136 218H132L131 216L129 217L128 215H126L124 213L121 214V212H120L121 210L119 211L118 209H116L115 205H113L112 207H114L116 209V211L112 212V210H108L109 213H110V211L112 213V214H109L111 218L110 217L107 218V216H108V214H107L106 218H104L101 226H99V227L96 226V223L99 221L98 218H100L99 217L100 215H93L95 213L98 214V212H100L98 210H101V209H98L97 212L95 210L94 213H93V210H94L93 209L92 212L90 211L91 213L90 212L86 213V214H91V215H88V217L86 216L88 219L85 217L87 220L85 218H83V215L78 214V216L79 215L80 216L77 218V221H75V224H73V222L71 220L68 221L66 223L67 226L65 225V229L63 228L64 231L62 230V232L60 233V231H58L56 228L54 230L52 229V231H54V232H52L51 227H53V226H50L49 227L50 229H49L48 225L46 226L44 223L41 224L38 221H35V218L32 217L28 213L29 211H34L33 213H36V211L38 209L40 210L41 209L40 207H43V206H46L48 209L47 205H49V204H47V205H46V203L42 204L43 206H40V204H39L40 207L37 206V209H36L37 204L35 206H33L34 203L31 205H28L24 209H20L19 207L11 206ZM55 204H57V203H55ZM74 204H76V203H74ZM230 204H232V206ZM247 204H250L249 200L247 201ZM66 205H68V204H66ZM214 205H216L215 202H214ZM57 206H58V204H57ZM61 206L64 207L63 205H61ZM61 206H58L61 210L58 207L56 208L57 212L59 215L64 212L62 214V216H60V217L61 218L63 217L62 219H64V217L67 218L68 213H66V212H68V209H66L65 210L66 212H65L64 210H62ZM68 206H70V205H68ZM236 206H238L239 208H242L244 210L246 209V211H248V212H249V209L251 211H252V209H255L256 215H254L253 217H255L257 219L256 220L257 223H260V219H261L260 226L262 225L261 226L262 228L259 227V225L257 223L256 224L258 226L257 225L255 226V224H253L255 222V220H252L253 219L252 217L251 218L246 217V216H248L245 214L246 211L244 213L242 209H238V207H236ZM243 206H244V208H243ZM256 206H258V207H256ZM263 206H264V204H263ZM33 207H35V208H33ZM50 207L51 206H49V208ZM77 207L80 209L79 206H77ZM213 207H210V208H212V210H213ZM43 208L45 209V207H43ZM68 208H69V212H70L71 206ZM78 208H75V209L72 208L73 212H75V210H76V212H79L77 210ZM234 208H236V209L234 210ZM115 209H113V210H115ZM218 209H220V210L218 211ZM237 209L239 210V212H237V213H239L241 216L245 214L244 216H242V218L239 214L236 213ZM105 210H107V208H105ZM117 210L119 212H117ZM258 210L260 213L258 212ZM209 212H211V211H209ZM252 212L254 214V210ZM262 212H263V215L261 214ZM230 213L235 215V216L237 215V219L233 215H230ZM248 214L250 216H252L251 212ZM92 215L95 217H91ZM96 216H98V217H96ZM232 216H233V218L236 219V220L234 219L235 221L232 219ZM238 217H240L243 221L241 219L239 220ZM215 218H216V220H215ZM230 218L233 220L234 225L232 224V220L231 221L229 220ZM247 218H249V219L247 220ZM250 219L252 220V222L253 221L254 222L252 223L250 221ZM82 221H84V222H82ZM219 221H217V224L220 223L219 225L221 226L223 223H222V221L221 222H219ZM235 222H237V223L235 224ZM238 222H240L239 223L240 226L238 225ZM128 225H129V228H128ZM32 226H33V228H32ZM112 226H113V228H111ZM233 226H237L236 231H234L236 228L234 229ZM251 226H253V227H251ZM131 227H134V228H132V230H131ZM222 227H224V226L222 225ZM257 227L259 228V229H257L258 233L255 234L256 232L253 229H255ZM67 228H70V229L66 230ZM84 228H86V229H84ZM135 228L136 229L139 228L140 230L139 229L136 230ZM229 228L230 229L233 228L234 229V230L232 229L233 232L228 231V230H230ZM209 229H208V231H209ZM226 229H227V234H225ZM259 230L261 232H259ZM65 231H66V233H65ZM143 231L145 233H143ZM252 231L255 232V233H253L254 235L250 234V233H252ZM146 232H147V234H146ZM154 232H155V235H154ZM230 232L232 234H235V236L232 235ZM234 232H236V233H234ZM56 233H57V235H56ZM142 234H144V235H142ZM151 235L153 236V238L150 237ZM213 235H215V236H213ZM257 235L258 236L261 235L260 239L262 238V240H260L258 238L259 241L258 240H257L258 242L255 241L256 239H254V237L256 238ZM50 236H52V237H50ZM230 237H232V238H230ZM252 237H253V239H251ZM236 238H237V241H235ZM232 239H234V240H232ZM249 240H251L252 242ZM76 241H77V243H76ZM78 242H80V243H78ZM229 242L230 243L233 242L234 244L235 243L236 244L235 245L233 243L228 244ZM254 242H255V245L253 244ZM106 244H107V246H106ZM259 244L262 247H258ZM77 245H79V247ZM226 245L228 247L227 250H226ZM229 245L231 247L233 245V247H235V248H233L234 250L232 248H230ZM154 246L157 248L155 249ZM108 247L109 248L111 247L110 250H108L109 249ZM258 248H261L262 250L258 249ZM229 249H231L233 252L230 251ZM139 250H141V251H139ZM156 250H157L156 253L159 256H157V254L155 253ZM162 250L163 249L161 248L159 251H162ZM228 250H229V253L231 252V254H232V255L230 254L231 259H230V255L228 256L230 261L228 258H226L227 255L229 254ZM126 251H127V254L125 253ZM222 251L225 252L226 255L225 254L222 255L223 254ZM255 251L257 252V254ZM117 252H118V254H117ZM163 252H165V251H163ZM258 252H260V253H258ZM253 254H255V255H253ZM138 255H140V256H138ZM150 255H151V257H149ZM221 255H222V257H221ZM257 255H260V256H257ZM152 256H154L153 259H152ZM159 257H160V259L163 260L162 262L160 259L159 260L155 259V258H159ZM222 258L225 259V260H223V262H222ZM166 260H168V261H166ZM142 261H144V262L142 263ZM147 261H148V263H147ZM169 261H170V263H169Z\"/></svg>","mask_w":264,"mask_h":264}]
</instances>
